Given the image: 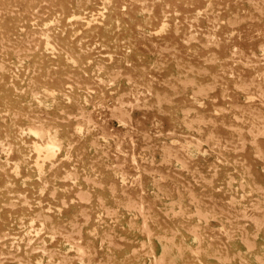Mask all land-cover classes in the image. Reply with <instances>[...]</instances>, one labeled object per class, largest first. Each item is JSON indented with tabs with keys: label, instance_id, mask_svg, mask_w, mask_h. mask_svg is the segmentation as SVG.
I'll list each match as a JSON object with an SVG mask.
<instances>
[{
	"label": "rangeland",
	"instance_id": "374dc122",
	"mask_svg": "<svg viewBox=\"0 0 264 264\" xmlns=\"http://www.w3.org/2000/svg\"><path fill=\"white\" fill-rule=\"evenodd\" d=\"M0 264H264V0H0Z\"/></svg>",
	"mask_w": 264,
	"mask_h": 264
}]
</instances>
